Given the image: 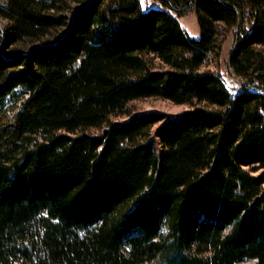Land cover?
I'll return each instance as SVG.
<instances>
[{"label":"trees","instance_id":"1","mask_svg":"<svg viewBox=\"0 0 264 264\" xmlns=\"http://www.w3.org/2000/svg\"><path fill=\"white\" fill-rule=\"evenodd\" d=\"M154 1L0 0V264H264V0Z\"/></svg>","mask_w":264,"mask_h":264},{"label":"rangeland","instance_id":"2","mask_svg":"<svg viewBox=\"0 0 264 264\" xmlns=\"http://www.w3.org/2000/svg\"><path fill=\"white\" fill-rule=\"evenodd\" d=\"M152 5H157V2L154 0H150ZM181 25L185 29V31L188 33L190 38L194 40H200L202 37V29L199 23V19L195 13H189L183 17H178ZM0 23H5L4 20L0 19ZM225 46L223 50V55L221 57V60L216 62H212L210 64L211 69L217 70L222 73L224 79L232 89L234 93H237L238 90H240L242 87L240 79L235 76L233 73H231V70L228 68L227 61L229 59V55L231 50L233 49V46L235 44V38L234 34L230 33L228 34L227 38L225 39ZM190 109V106L188 105H178L174 102L166 99L161 98H145L140 99L137 101L132 102L129 105L128 112L134 114L138 113H147L151 111H157V112H163L166 113L169 116H180L184 112L188 111ZM117 120H128L129 116L121 115ZM163 123H158L154 131L155 132L159 127L162 126ZM240 264H256L254 261H245Z\"/></svg>","mask_w":264,"mask_h":264}]
</instances>
